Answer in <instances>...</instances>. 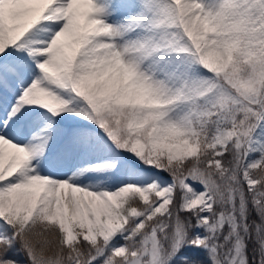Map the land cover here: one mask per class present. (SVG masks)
I'll return each instance as SVG.
<instances>
[{
  "label": "snow or ice",
  "instance_id": "obj_1",
  "mask_svg": "<svg viewBox=\"0 0 264 264\" xmlns=\"http://www.w3.org/2000/svg\"><path fill=\"white\" fill-rule=\"evenodd\" d=\"M0 264H264V0H0Z\"/></svg>",
  "mask_w": 264,
  "mask_h": 264
}]
</instances>
